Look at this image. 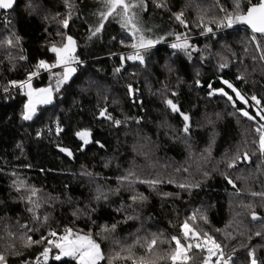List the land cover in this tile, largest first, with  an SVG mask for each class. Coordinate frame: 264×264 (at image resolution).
Here are the masks:
<instances>
[{
    "label": "trees",
    "instance_id": "16d2710c",
    "mask_svg": "<svg viewBox=\"0 0 264 264\" xmlns=\"http://www.w3.org/2000/svg\"><path fill=\"white\" fill-rule=\"evenodd\" d=\"M258 1L16 0L0 17V264H81L56 258L67 234L97 264H204L206 242L264 264V34L205 35ZM134 38L159 43L144 64L125 61ZM30 84L53 98L26 119Z\"/></svg>",
    "mask_w": 264,
    "mask_h": 264
},
{
    "label": "rangeland",
    "instance_id": "374dc122",
    "mask_svg": "<svg viewBox=\"0 0 264 264\" xmlns=\"http://www.w3.org/2000/svg\"><path fill=\"white\" fill-rule=\"evenodd\" d=\"M53 51L57 57V68L66 67V65L74 60L75 43L72 39H68L64 47L60 49H53ZM73 70V68L65 69V76L69 77ZM22 91L27 99L25 111L26 119H31L38 106L51 103L53 98L51 89L45 87H34L30 84L23 88ZM261 143L263 144V137ZM78 241L79 240L73 241L69 234L62 237V239L56 244V247L58 248L56 258L75 257L81 264H97L100 260V256L96 247L84 239L80 240L79 242ZM45 258H47V256H44V259Z\"/></svg>",
    "mask_w": 264,
    "mask_h": 264
},
{
    "label": "built area",
    "instance_id": "2783aa9c",
    "mask_svg": "<svg viewBox=\"0 0 264 264\" xmlns=\"http://www.w3.org/2000/svg\"><path fill=\"white\" fill-rule=\"evenodd\" d=\"M3 15V16H2ZM1 17H3L5 24H7V12L3 13ZM241 16H230L225 18L223 24L216 30H210L207 29L205 35L206 36H212V37H218V36H225L227 33L234 31L236 29H246L249 30L242 25ZM250 31V30H249ZM188 39H181V40H174L164 43L168 49H171L174 47V45H177L179 43H185ZM159 44H154L150 47H157ZM147 49V47H143L138 44V42L135 40L133 41L132 48L129 50L128 53L125 54V61L130 64H144L145 57H144V51ZM41 75V73H40ZM38 73H31L26 82L23 83H11L12 90L18 89L22 87L24 84L32 82L39 78L40 76ZM256 115L260 117V113L256 110ZM264 116V111L263 114ZM264 118V117H263ZM255 133L259 135L264 134V125L262 127H258L255 129ZM264 144V140H263ZM263 144L261 143V147H263ZM205 250L207 252V260L204 264H230L231 258L224 253V251L217 247L212 242H206L205 243ZM249 264H256L253 257H251Z\"/></svg>",
    "mask_w": 264,
    "mask_h": 264
},
{
    "label": "water",
    "instance_id": "95a60500",
    "mask_svg": "<svg viewBox=\"0 0 264 264\" xmlns=\"http://www.w3.org/2000/svg\"><path fill=\"white\" fill-rule=\"evenodd\" d=\"M15 3L16 0H0V17L2 13L10 12L15 6ZM241 20V25L249 29L253 35L264 34V0H259L258 3L250 6L246 13L241 16ZM252 219L254 222L262 220L258 215H252Z\"/></svg>",
    "mask_w": 264,
    "mask_h": 264
}]
</instances>
